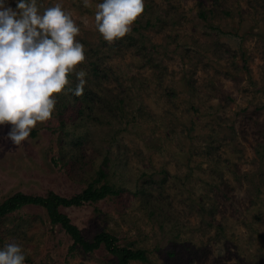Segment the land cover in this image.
I'll list each match as a JSON object with an SVG mask.
<instances>
[{
	"label": "rangeland",
	"instance_id": "1",
	"mask_svg": "<svg viewBox=\"0 0 264 264\" xmlns=\"http://www.w3.org/2000/svg\"><path fill=\"white\" fill-rule=\"evenodd\" d=\"M98 2L38 0L79 25L87 83L74 96L70 74L52 118L20 145L0 126V201L110 185L117 194L62 211L88 241L109 233L146 251L131 264H264V0H144L112 43L96 29ZM10 238L25 264L120 260L74 247L39 206L0 216V246Z\"/></svg>",
	"mask_w": 264,
	"mask_h": 264
},
{
	"label": "clouds",
	"instance_id": "2",
	"mask_svg": "<svg viewBox=\"0 0 264 264\" xmlns=\"http://www.w3.org/2000/svg\"><path fill=\"white\" fill-rule=\"evenodd\" d=\"M94 21L104 41L115 42L132 30L144 0H99ZM80 27L61 3L41 8L38 0H0V126L6 138L25 141L38 123L52 118L57 95L75 76L74 96L83 93L87 72ZM22 246L10 238L0 246V264H25Z\"/></svg>",
	"mask_w": 264,
	"mask_h": 264
},
{
	"label": "trees",
	"instance_id": "3",
	"mask_svg": "<svg viewBox=\"0 0 264 264\" xmlns=\"http://www.w3.org/2000/svg\"><path fill=\"white\" fill-rule=\"evenodd\" d=\"M200 16H204L203 13ZM117 194V191L110 185L96 187L90 185L81 193L66 198L50 192L47 196H33L17 193L3 203L0 201V216L16 212L26 206H39L48 212V215L55 225L61 228L73 239L74 247L80 246L85 252H94L103 245L111 252L117 253L120 257L119 264H131V261H146L148 259L145 250H131L116 246V239L109 233L97 235L93 241L85 239L80 229L72 223L70 217L62 211V208L80 207L87 203H97L109 196Z\"/></svg>",
	"mask_w": 264,
	"mask_h": 264
}]
</instances>
